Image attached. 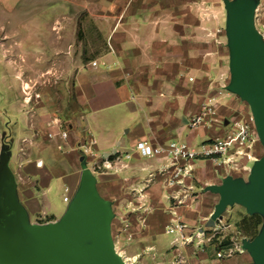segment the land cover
<instances>
[{"label": "crops", "instance_id": "0c3cea01", "mask_svg": "<svg viewBox=\"0 0 264 264\" xmlns=\"http://www.w3.org/2000/svg\"><path fill=\"white\" fill-rule=\"evenodd\" d=\"M202 1L210 2L0 0V67L15 75L8 83L0 79V157L9 151L15 198L29 223L59 221L87 168L96 177L99 195L110 202L112 238L153 250L166 264L176 253L174 238H164L166 226L178 219L190 229L204 226L219 200L207 187L227 175L246 176L199 158L179 162L190 173L181 184L168 186L170 172L165 170H173L172 160L142 157L134 149L137 140L154 147L172 140L196 147L224 136L234 117L251 114L239 110L237 95L224 92L215 122L195 129L187 125L214 87L223 84L214 78L215 68L220 69L215 57H222V65L227 58L204 32ZM87 39L99 44L94 59L85 64L75 60L80 68L75 84H23L24 74L59 72L57 57L69 59L59 68L70 73L72 48L79 56L86 54ZM105 160L109 168L103 167ZM95 164L99 168L93 171ZM176 196L186 204L176 205ZM114 218L119 220L115 227ZM123 220L130 223L125 234ZM247 255L252 260L246 250L234 257ZM135 258L127 259L133 263Z\"/></svg>", "mask_w": 264, "mask_h": 264}, {"label": "water", "instance_id": "95a60500", "mask_svg": "<svg viewBox=\"0 0 264 264\" xmlns=\"http://www.w3.org/2000/svg\"><path fill=\"white\" fill-rule=\"evenodd\" d=\"M227 5L231 40L228 89L248 103L263 154L246 178L227 175L220 184L207 187L219 195L209 226L234 204L264 220V39L255 26L251 0ZM8 158L3 153L0 157V264H126L114 247L110 202L99 195L96 177L89 169L82 170L79 189L59 221L31 224L16 201ZM242 247L254 264H264V225L252 240H243Z\"/></svg>", "mask_w": 264, "mask_h": 264}, {"label": "rangeland", "instance_id": "374dc122", "mask_svg": "<svg viewBox=\"0 0 264 264\" xmlns=\"http://www.w3.org/2000/svg\"><path fill=\"white\" fill-rule=\"evenodd\" d=\"M25 1V0H23ZM210 2L202 1L199 3V17L202 20L201 22L204 23L203 27L205 28L204 32H207V36L212 39L217 47L221 51L219 52V55L221 54L222 50L226 52L227 58L225 59V64L222 65V57H215V62H217V66L222 70L225 68V70H220L215 68V74L214 78L216 80V84L218 81L221 80L223 84H218L214 87L213 95L217 101V104L219 103V98L222 93H231L234 94L232 91L228 89V85L230 84L231 80V40L228 35V28H229V21H230V15H229V9H228V3H231L232 5L237 0H209ZM254 5V20H255V26L260 31V33L263 36L264 39V0H251ZM20 2V1H19ZM19 7V4H18ZM79 37V40H82L83 35H81V32L77 34ZM76 40V46L78 45V41ZM86 48H88V51H86V54H82V56H79L78 51H75V46H73L72 55L70 58V65L72 68V71L70 73H64L62 72L61 68L66 67L65 65L68 64L69 59H63L62 57H57V59H60L61 61L57 63L59 67L56 68L59 72L56 71H49V72H38V73H28L24 74L22 78L23 84H75V77L79 71L78 63L75 62L76 59H82L83 63L85 64L86 61L94 59V50L95 45L99 44V42H95L94 40H84ZM83 41V42H84ZM63 59V60H62ZM42 60H46V58H42ZM66 60V61H65ZM227 60V61H226ZM94 60L92 61L93 65ZM64 66V67H62ZM224 66V67H223ZM14 73L10 72L9 70H5L4 68L0 67V79L3 82L8 83L10 79L14 80ZM41 87V86H40ZM37 88L39 91H45L41 90V88ZM28 91H32V88L29 87ZM62 96V92L60 93ZM236 95V94H235ZM238 96V95H237ZM239 97V96H238ZM58 103H60V99L57 100ZM242 110L243 113L244 110L249 114L250 108L247 102L242 101L241 102V108L239 110ZM0 110H2L0 108ZM245 113V114H247ZM232 123V121H231ZM230 123V124H231ZM231 129V125H229L226 128V131ZM6 132L8 133L9 130L6 129ZM2 132H0L1 134ZM14 152V150H13ZM8 150H4V155L8 154ZM256 156L259 158L263 154V146L261 145L258 149V152L255 153ZM253 165V161H249V166ZM96 171V170H95ZM247 176H245L246 178ZM228 213V214H227ZM243 213H246V209L239 204H234L232 206H228L223 214L226 215L227 223H229V228L224 233V238H221V242L218 239H213L212 241H206V243L197 249L194 246L191 245H184L179 244L178 247L175 249V257L167 261L166 264H252V260L247 255L246 257L243 256H236L234 255L239 252L233 251L228 252L227 248H233L236 243H241L242 241H250L252 240L249 236L242 235L236 224L241 219ZM249 215V214H248ZM262 218V223L258 227V233L262 230L264 225V220ZM114 223L112 225L117 226L119 224V220L114 218ZM205 222V221H204ZM121 223V222H120ZM199 226V225H198ZM202 226V225H200ZM122 227V224L121 226ZM196 227V226H195ZM204 227L207 229L211 226L204 224ZM129 227L124 230L127 233ZM194 229V226L192 230ZM123 230V229H122ZM208 232V231H207ZM166 240H171L175 238V234L168 233L164 236ZM114 241V247L115 250L118 252V254L121 255L122 259L126 262V264H165V260L163 259H157L154 257L156 255V252H153V250L149 249H143L140 247H134L132 244L127 243L126 241L118 243L116 239L113 238ZM182 248V249H180ZM242 250H245L243 247H241ZM132 257L134 255L136 260L132 263L130 260H128V256Z\"/></svg>", "mask_w": 264, "mask_h": 264}, {"label": "built area", "instance_id": "2783aa9c", "mask_svg": "<svg viewBox=\"0 0 264 264\" xmlns=\"http://www.w3.org/2000/svg\"><path fill=\"white\" fill-rule=\"evenodd\" d=\"M95 64L96 62H93V65ZM217 119V101L214 97L208 96L200 103L198 111L191 116L187 125L190 129H195L200 126L209 125ZM229 125H231V129L224 136L211 138L199 143L196 147H191L188 143L178 140H172L166 145L154 147L145 140H137L134 149L142 157L166 156L172 160L173 170L171 171L170 168L165 170L166 172H170L167 181L168 186L181 184L182 178L190 173L187 165H181L179 162H188L199 158H208L219 163L230 174L234 172L248 176L251 167L249 166V161L254 162L258 158L255 154V147L262 145L254 125L253 117L251 114L246 117L242 115L237 116L232 119V123H229ZM48 135L53 136L52 133ZM60 135L66 138L67 132L62 131ZM89 143L93 144V141H89ZM86 150H89V148ZM125 157L130 158V154H126ZM102 165L105 168H109L111 163L109 160H105ZM98 168L99 166L95 164L93 171ZM68 199V196L64 197V200ZM175 199L176 205L186 204L182 198L177 199L176 196ZM139 219L142 223L146 221L144 216H139ZM129 226L130 223L123 220L121 229L125 230ZM228 228L229 223H227L226 218L222 215L207 229L202 225L192 230L185 222L178 219L166 226V232L175 234L173 248L176 249L182 243L186 246L191 245L199 249L206 241H212L215 238L221 242L220 239L225 237L224 233ZM241 247V243H236L233 248L230 247L227 250L228 252L233 251V249L240 251Z\"/></svg>", "mask_w": 264, "mask_h": 264}, {"label": "trees", "instance_id": "16d2710c", "mask_svg": "<svg viewBox=\"0 0 264 264\" xmlns=\"http://www.w3.org/2000/svg\"><path fill=\"white\" fill-rule=\"evenodd\" d=\"M262 223L259 214L244 215L236 224L239 232L244 236L251 238L258 234V227Z\"/></svg>", "mask_w": 264, "mask_h": 264}]
</instances>
